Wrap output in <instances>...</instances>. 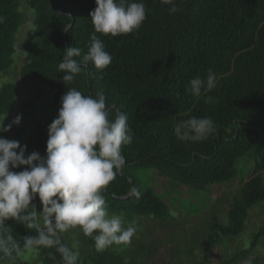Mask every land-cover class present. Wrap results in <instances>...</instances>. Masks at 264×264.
<instances>
[{"label": "trees", "instance_id": "16d2710c", "mask_svg": "<svg viewBox=\"0 0 264 264\" xmlns=\"http://www.w3.org/2000/svg\"><path fill=\"white\" fill-rule=\"evenodd\" d=\"M143 2L147 15L138 30L115 37L97 34L112 63L103 70L89 63L72 83L65 84L58 65L67 47L87 51L94 31L89 13L96 7L95 0H0V17L4 19L0 23V73L14 63L24 4L33 15V32L23 44L29 61L20 68L21 80L48 90L57 114L68 89L75 87L93 96L103 91L110 118L116 110L126 113L134 134L133 142L122 146L126 163L104 195L110 213L122 212L126 222L137 226L131 242L139 246L114 244L97 252L93 237L85 236L79 228L61 233L62 243L70 249L75 243L81 250L78 264H234L240 257L251 259L246 264H257L254 256L264 240V226L234 254L219 260L212 253L221 241L240 239L250 212L264 207V0H175L180 10L174 14H169L170 5L160 0ZM69 24L71 28L65 32ZM209 70L217 76L216 88L200 97L186 91L191 79L204 78ZM15 90L14 83L0 86V119L12 112ZM206 96L214 102L205 103ZM193 116L210 117L215 133L202 142L179 141L175 126ZM51 122L34 121L28 133L19 129L11 140L27 145L25 156L33 151L44 155ZM0 136L5 138V132ZM241 159L251 164L243 178L236 167ZM149 168L187 189L191 197L200 193L210 197L213 186L235 184L238 179L241 184L224 221L205 210L208 201L202 207L200 213L207 218L200 243L187 226L189 216H195L189 198H185L189 206L179 204V210L173 211L132 175L133 170ZM21 170L23 167L16 169ZM36 210L42 211L38 196ZM175 210L181 211V221ZM6 223L17 239L34 234L18 222ZM160 247L164 251L155 261ZM37 253L39 264H58L60 260L55 249L41 248ZM4 263L9 264L6 259L0 261ZM15 264H23L20 257Z\"/></svg>", "mask_w": 264, "mask_h": 264}, {"label": "clouds", "instance_id": "9594fccd", "mask_svg": "<svg viewBox=\"0 0 264 264\" xmlns=\"http://www.w3.org/2000/svg\"><path fill=\"white\" fill-rule=\"evenodd\" d=\"M160 2L170 5L169 14L180 10L175 0ZM95 4L89 13L94 31L87 51L67 47L58 65L65 84L72 83L89 63L98 70L112 63V56L97 34L127 35L138 30L146 19L143 0H95ZM70 28L71 24L63 30L68 32ZM216 87L217 76L209 70L206 77L191 79L186 91L200 97ZM213 102L212 97H205V103ZM60 104L57 117L47 129L44 155L33 151L25 156L27 145L0 136V261L15 264L22 252L48 248L59 253L58 264H78L76 244L71 249L63 244L61 233L79 228L85 236L93 237L97 252L114 244H129L137 233V226L126 222L122 212H109L104 195L126 163L122 146L130 145L134 139L128 116L116 110L114 118H110L103 91L85 95L73 87L64 93ZM21 119L17 115L7 126L0 122V133L10 131ZM214 133L210 117L193 116L180 121L174 129L182 142H202ZM37 196L42 204L39 212L32 203ZM9 220L34 234L17 239L6 223ZM49 256L56 261L53 253Z\"/></svg>", "mask_w": 264, "mask_h": 264}, {"label": "rangeland", "instance_id": "374dc122", "mask_svg": "<svg viewBox=\"0 0 264 264\" xmlns=\"http://www.w3.org/2000/svg\"><path fill=\"white\" fill-rule=\"evenodd\" d=\"M20 9L23 15V24L19 28L16 36L17 51L14 55V63L8 71L0 73V86L5 83H14L16 85L15 106L12 112L7 115L6 118L2 117L0 119V122H2L5 118L3 123L5 126H7L17 115L22 116L19 125H13L10 131L5 132V138L9 140H11L13 133L19 129H23L26 133H28L32 127V122L37 120H49L53 122V120L58 115L53 108L52 94H50L48 90L37 83L22 81L20 78V68L24 63L29 61L23 50V44L33 32L31 25L33 16L32 12L26 6H24V4L21 5ZM242 162H244L243 170L240 169L242 167ZM248 165L249 167H247ZM250 165V163L246 164L244 159L237 161L236 167L237 169L239 168L238 170L239 173L242 174V178L243 175H246V172L251 169ZM128 173H130V167L128 169ZM132 175L138 180V183L141 187L152 189L157 196L169 204L170 209L173 211L174 209L179 210V204H181L182 207L188 205L186 199L189 198V202L193 206L191 207V210L196 217L189 216V222H187V226L191 231H195V240L199 241L200 239V243H202L204 238L203 236L205 229L203 230V225L207 218L204 213H200L202 207L205 206V203L208 201L209 204L205 210L213 212L214 215L218 216L220 221H224L225 211L231 202V198L238 193L241 184L240 179H238L235 184L213 186L211 188L210 197L206 193H200L199 197H191L189 196L190 194H188L187 189L171 184L169 180L159 176L156 169H136L132 171ZM205 195L208 196L206 199H204ZM178 210H175L174 214L176 218L181 221L182 214L181 211ZM261 226H264V207H256L250 212L246 222L244 234L241 236V238L237 240L235 239L233 241H221L214 248L212 257L222 260L225 257H228L234 254L236 251L242 249L249 243L252 233ZM143 230H145V228H143ZM191 237L192 240H194V237ZM130 245L132 248L139 246L136 241L133 243L131 242ZM77 249L80 253L81 250L78 247ZM163 251V247L158 248V250L155 252V261L159 260V257L162 255ZM81 254L82 252L80 255ZM19 257L21 263L23 264H39L41 261L37 250L33 252H22ZM254 257L259 260L257 264H264V240H262L258 245ZM250 260L251 259L249 258L246 260V258L240 257L234 264H246L250 262Z\"/></svg>", "mask_w": 264, "mask_h": 264}, {"label": "water", "instance_id": "95a60500", "mask_svg": "<svg viewBox=\"0 0 264 264\" xmlns=\"http://www.w3.org/2000/svg\"><path fill=\"white\" fill-rule=\"evenodd\" d=\"M129 181H131V179H129ZM134 191V186L132 185L131 188V193ZM36 202H37V197L34 199V205L36 206Z\"/></svg>", "mask_w": 264, "mask_h": 264}]
</instances>
